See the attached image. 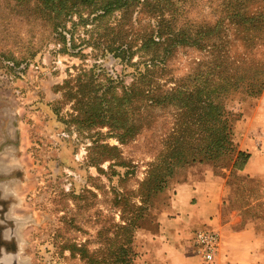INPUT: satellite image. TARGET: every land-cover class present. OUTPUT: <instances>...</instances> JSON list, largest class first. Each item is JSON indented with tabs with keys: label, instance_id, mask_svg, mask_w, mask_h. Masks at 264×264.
<instances>
[{
	"label": "rangeland",
	"instance_id": "obj_1",
	"mask_svg": "<svg viewBox=\"0 0 264 264\" xmlns=\"http://www.w3.org/2000/svg\"><path fill=\"white\" fill-rule=\"evenodd\" d=\"M9 1L0 0V50L6 54L0 56V97L21 117L19 144L17 137L13 139L21 147V167L6 178L0 176L7 181L2 187L4 192L11 196L0 197V210H7L0 226L7 228L6 235L10 234L5 242L14 245V263L83 264L78 258L69 257L68 251L59 252L60 246L74 242L87 243L90 249L109 248L114 236L112 224L135 216L138 226L133 227V264H155L153 248L157 241L155 237L149 240L148 235L157 231L158 220L170 211L176 184L198 164L175 166L174 177L166 188L149 193L146 180L149 172L152 175L155 166L161 164L167 135L176 120L173 108H150L149 125L122 143L108 134L106 118L91 126L89 120L84 123L87 115L75 109L74 99L67 97V91L74 93L81 81L86 87L99 84L101 92L112 77L118 82L114 94L119 96L121 85L132 82L134 69L141 65L138 63L149 58L138 48L142 35L161 23V18L168 28L175 26L191 35L200 25L215 21L221 30L212 37L213 48L181 43L167 55L164 68L153 69L156 82L164 89L192 71L199 72L197 79L192 75L194 83L206 82L211 87L218 81L225 88L231 86L229 81L235 71L242 76L236 81L242 84L239 89L255 80L264 82V25L263 32L254 37L245 30L239 31L223 18L218 0H149L146 4L135 1L126 13L121 9L106 14L80 9L70 14L63 20L65 30L58 29L65 38L48 33V25H43L38 17L26 16L20 28L22 40L18 47H11L13 55L8 56ZM160 6H166L163 13L156 10ZM124 43L125 56H129L131 63L114 57L106 49L109 44ZM66 46L67 51H63ZM262 95L264 89L258 96L239 91L224 95L234 139L238 121L253 110ZM96 135L101 143L117 146L115 156L133 167L125 178L118 175L124 171L123 166L114 164L117 173L111 174L113 160L100 164L103 171L87 163L88 146ZM223 163L227 160L219 161ZM263 187L261 179L244 177L237 170L228 173L223 216L239 210L244 221L252 218L257 229L264 232ZM114 191L127 197V205H113ZM252 197L260 200L252 204ZM143 200L145 204L140 202ZM192 249L195 251L194 245Z\"/></svg>",
	"mask_w": 264,
	"mask_h": 264
},
{
	"label": "trees",
	"instance_id": "obj_2",
	"mask_svg": "<svg viewBox=\"0 0 264 264\" xmlns=\"http://www.w3.org/2000/svg\"><path fill=\"white\" fill-rule=\"evenodd\" d=\"M135 1L146 4L149 0H10L8 6L10 16L6 30L9 43L7 54L12 56V48L19 46L22 40L20 28L26 16L36 19L38 17L43 25H48V33H56L65 38L58 29L65 30L63 20L70 14L80 9L89 12L101 11L103 14L121 9L123 13H126ZM218 1L224 12L223 18L238 27L239 31L245 30L253 37L263 32L261 26L264 25V8L262 7L264 0ZM165 7L160 6L156 10L163 13ZM97 16L101 15L97 14ZM162 20L163 18L160 20L161 23H156L154 29L142 35L138 48L147 53L149 58L138 63L141 65L134 69L132 82L129 85H121L119 96L114 94V88L118 82L112 77L108 78L109 84L104 86L101 92H98L102 89L99 84L86 87L87 84L81 81L78 82L79 86L74 93L67 91V97L74 99L75 109L87 115L84 123L89 120L88 125L91 126L98 119L106 118L109 123L108 134L115 136L122 143L133 138L142 128L149 125L150 108L169 106L173 108L176 120L174 119L171 131L167 135L169 138L166 141L165 151L161 155V164L155 166L152 175L149 172L146 180L147 186L150 187L149 193L154 194L166 188V183L174 177L175 166L182 164L209 162L214 167L229 169V173L243 169L249 153L238 148V143L234 139L233 128L228 120L230 112L223 101L224 95L239 91L241 94L258 96L264 89L262 80H255L248 87L239 89L242 84H237L236 81L242 76L238 71H235L229 81L232 85L227 88L220 81L213 87L206 82L194 83L199 72L192 71L171 88L164 89L156 82L157 75L153 69L164 68L167 55L181 43L186 42L201 49L206 46L213 48L215 42L212 37L221 30L220 24L215 21L213 24L200 25L191 35L175 26L168 28L163 23L165 19ZM224 31L227 35L230 34L226 27ZM124 45L127 44H109L106 49L111 51L114 57L131 63L129 56H125ZM67 49V46L62 48L63 51ZM4 51L0 50V56L6 55ZM205 79L208 80L209 76ZM189 80L192 81L190 84H188ZM91 141L86 156L88 164L97 166L103 171L100 164L113 160L112 175L117 173L114 164L125 167L124 171L118 174L121 178H125L130 173L129 170L133 167L130 168L121 158L115 156L117 146L101 143L98 135ZM221 159H226L227 163L219 164ZM85 191L96 196L91 190ZM126 200L127 197L124 194L114 191L112 201L114 206L124 205ZM140 202L145 204L144 200ZM112 226L114 236L110 239L109 248L100 246L90 249L87 243L66 242L58 250L59 252L68 251L69 257L78 258L83 264H133L135 256L133 227L138 226L135 216L128 220L122 219L121 222L116 221Z\"/></svg>",
	"mask_w": 264,
	"mask_h": 264
},
{
	"label": "crops",
	"instance_id": "obj_3",
	"mask_svg": "<svg viewBox=\"0 0 264 264\" xmlns=\"http://www.w3.org/2000/svg\"><path fill=\"white\" fill-rule=\"evenodd\" d=\"M16 111L0 97V176L3 178L21 167L18 144L22 121ZM243 115L235 128V140L249 157L238 173L264 181V95L257 99L253 110ZM16 137L17 145L13 142ZM228 171L201 162L192 166L187 177L176 184L170 211L158 220L157 231L148 235L149 240L155 237L157 241L153 248L155 264H207L192 249L193 234L203 226L214 229L220 236L218 252L209 264H264V232L257 229L253 219L244 221L239 210L223 216ZM6 182L0 179L2 198L11 197L2 188ZM261 199L264 201V187ZM259 200L260 197H252V204Z\"/></svg>",
	"mask_w": 264,
	"mask_h": 264
},
{
	"label": "built area",
	"instance_id": "obj_4",
	"mask_svg": "<svg viewBox=\"0 0 264 264\" xmlns=\"http://www.w3.org/2000/svg\"><path fill=\"white\" fill-rule=\"evenodd\" d=\"M220 236L211 228H200L194 232L193 245L196 254L200 255L204 263H211L218 252Z\"/></svg>",
	"mask_w": 264,
	"mask_h": 264
},
{
	"label": "flooded vegetation",
	"instance_id": "obj_5",
	"mask_svg": "<svg viewBox=\"0 0 264 264\" xmlns=\"http://www.w3.org/2000/svg\"><path fill=\"white\" fill-rule=\"evenodd\" d=\"M1 205V203H0ZM7 210L2 209L0 210V215L3 217H0V223H4V216L6 214ZM6 227L0 226V264H15L14 263V245L7 244L5 241L10 237V234L6 235Z\"/></svg>",
	"mask_w": 264,
	"mask_h": 264
}]
</instances>
